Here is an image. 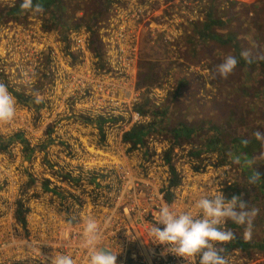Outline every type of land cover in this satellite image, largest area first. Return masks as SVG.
<instances>
[{
	"label": "rangeland",
	"instance_id": "1",
	"mask_svg": "<svg viewBox=\"0 0 264 264\" xmlns=\"http://www.w3.org/2000/svg\"><path fill=\"white\" fill-rule=\"evenodd\" d=\"M15 1L5 2L2 0L0 3V44L6 38L3 35L5 29L18 26L19 33L34 35L33 37L37 36L47 44H52L55 50L60 51L62 55L60 59L64 61L65 58V65L80 62L77 60V55L71 51L72 38L77 36V33L81 38H85V50H88L92 62L94 64L97 62L89 50L88 31L84 24L98 10H102L103 13L101 20L97 18L95 24L98 39L102 44L101 61L107 56L106 53L110 52L114 31L126 36H133L134 45L130 48L134 52V84L114 86L129 93L128 101L124 107L127 115L130 116L131 112L135 111L142 117V121L135 125H144L145 122L158 119L156 116H151L150 110L154 112L157 109L164 112L165 119H163V123H158V128L153 134L143 138L142 146L135 149L128 148L124 153L128 154L126 157L138 160L139 163L145 162L147 161L145 158L148 156L147 144L153 142L152 151L157 157L155 159H164L165 154H168V159L177 173L179 184L169 189L171 194L169 200L166 199V196H161L164 203L173 205L177 211L181 209L193 211L195 202L199 198L213 196L222 191L225 197H230L232 194L229 199L234 195L242 196L250 207L255 208L253 196L251 194L247 196V192L251 188L248 184L246 186L243 183L245 181L243 175L246 178L251 174V170L244 166V158H241L240 165L233 162L236 157L234 155L229 157L231 162L221 165L218 164L219 159L214 152L203 153L194 158L191 153L194 149L202 148L199 143L174 145L169 152L170 139L161 128L169 129L180 123L187 127L201 126L205 130V127L211 124L216 125L217 128L223 127L236 136H244L246 132H251L245 137L248 140L255 139L254 133L257 130L264 133V85L258 82L260 77L256 80L254 77L253 79L249 77V79L238 66L228 77L220 76L216 71L217 66L223 62L227 55L236 56V51L232 50V46L228 43L225 45L209 41L203 43L198 39L194 29L205 22L208 15L213 16L221 22L214 32L222 37L232 35L236 40L239 54L242 50L248 49L254 56H262L264 55V0H107L108 4L105 8L98 7L94 0H64L66 2V21L64 28L60 30H43L41 28V25H44L43 15L33 12L23 16L20 22L7 16L2 18V13L12 7ZM74 25L76 29L72 31L70 26ZM38 40L35 45L40 48ZM69 53L73 55V58ZM146 54L150 55V64L157 72V81L155 85H150L148 88L137 87V70L139 73L144 71L141 60L146 58L144 57ZM109 78L112 79L110 82L117 81V78L111 74ZM4 79L3 77L2 80ZM181 80L184 82L178 88L177 85ZM7 84L11 86L9 82ZM58 98V95L50 97L51 100ZM142 102H146L147 106ZM133 103H142V110L146 109L144 113L134 107L132 110ZM46 109L50 113V122L42 133L45 136L44 139L34 136L32 141L28 142L24 136L28 134H24L22 128L14 129V133L22 134L28 147L29 144L33 147L27 151L25 142H22L25 145V152H22V147L19 144L21 149L15 152L21 155L22 165L16 164L14 152H9L8 146L13 141L9 144L8 142L15 136H4L3 138H8L0 140L6 142L5 151H0L2 157L0 161H5L11 166L12 164L16 165L14 170L19 172L17 179L20 182L15 192L0 185V234L2 235L8 234L9 230L14 229L9 218H11L13 202L17 198L21 199L27 208V220L33 219L40 207L53 208L56 213L60 214L61 204L69 203L68 197L50 196L48 190L42 188V185L39 189L38 183L27 175L23 164L28 163V160L37 154V150L43 153L40 157L41 161L43 155L53 154L50 152L53 148L57 155L60 153L78 163V159L75 157L77 153H90L97 145L101 144L98 133H101L104 125L94 120H90L88 125H83L79 114V102L72 104L71 107H64L54 102ZM127 115L114 118L111 122L112 126H115L116 130L125 128L130 122ZM226 121L228 126L223 124ZM133 126L131 124L127 131ZM201 134V130L195 133L200 143L203 140ZM88 139H91L95 144L89 143ZM130 139L138 140L133 136H130ZM111 142L107 151L110 154H115L110 145L112 144L118 150V147L123 144L119 139V133ZM252 143L250 147H252L254 156H258L260 152L264 151V146L260 141L255 139ZM44 145L51 146L43 150L42 146ZM156 168L158 182L164 188L166 185L163 184L167 183L169 177L167 166L158 161ZM254 169L264 171V161H258V164L254 165ZM55 185L57 184L55 183ZM72 185L79 191L83 199L93 191L91 182H77ZM229 187L232 192L229 191ZM65 220L69 221L68 218ZM33 222H35V218ZM32 223L30 228L33 226ZM18 231V235L23 236L21 231ZM139 237H142L140 233ZM251 238L255 239L257 235H252ZM225 255L234 257L237 264H264V252L259 253L254 249H251L249 254L232 249ZM129 262L124 259L123 264H130Z\"/></svg>",
	"mask_w": 264,
	"mask_h": 264
},
{
	"label": "built area",
	"instance_id": "2",
	"mask_svg": "<svg viewBox=\"0 0 264 264\" xmlns=\"http://www.w3.org/2000/svg\"><path fill=\"white\" fill-rule=\"evenodd\" d=\"M3 35L6 38L0 44V81L7 85L13 96L18 93L21 98H16L15 118L10 122H0V140L15 136L6 148L8 146L9 152H14L16 164L22 165V157L15 151L22 147V152H25V145L27 151H30L33 147L31 144L28 147L27 141L31 142L34 136L45 138L42 133L50 122V113L46 107H50L54 102L64 107H71L79 102L83 125H88L90 120H94L104 126L101 133L96 131L101 144H96L97 147L90 153H77L75 157L78 163L60 153L57 155L55 149L51 148L50 152L53 154L43 155L42 161L40 157L43 153L37 150V154L32 156L28 163L23 164L27 175L38 183L39 189L42 185L50 196L68 197L69 203L61 204L60 214L53 208L40 207L33 216V223L34 218L27 220L26 212L24 230L15 223L11 214L9 221L14 229L9 230L8 234H0V264H41L39 252L42 257H50L52 248L59 253L70 254L76 264H86V252L81 246V241L83 222L87 217H94L101 224L107 222L104 246L119 252L117 264H123L124 259L130 261V264H198V258L185 262L171 254L162 255L163 246L155 244L149 236V229L155 222L159 208L164 204L159 191L162 187L156 173L158 161L164 163V159H155L153 142L147 144L148 156L145 162L139 163L138 160L126 157L128 154L124 153L129 144L122 141L123 133L131 124L142 121V117L135 111L131 112L130 116L127 115L124 107L129 93L114 86L134 84V52L130 48L134 45L133 36L114 31L110 52L103 58L101 68H97L89 57L88 50H85V38H81L78 33L72 38L71 51L77 55L76 59L80 62L73 65H65V58L64 61L60 59V51L55 50L52 44H47L43 39L33 37L34 35L19 33L18 26L5 29ZM37 40L40 48L35 45ZM110 74L117 78L116 82H110ZM39 81L42 82L41 89ZM55 95L59 98L51 100L50 97ZM28 96L34 100L32 101L36 106V103L41 106L35 108L25 105ZM135 103L131 105L132 110L137 105ZM125 115L130 118L129 124L121 130H116L111 122L114 118ZM16 127L22 128L24 134H28L24 135L27 141L21 133H14ZM117 133L123 144L118 150L111 144L110 148L115 154H110L107 150ZM4 136L8 137L3 138ZM22 142H25V145ZM88 142L95 144L91 139H88ZM49 146L51 145H44L42 149ZM14 169L16 165L11 166L5 161H0V185L10 188L13 192L20 185L17 179L19 172ZM77 182L92 183L93 191L89 196L83 199L79 191L73 188L72 184ZM163 185H166V182ZM184 210L192 211L181 209L178 212ZM195 211L194 208L193 212ZM66 218L69 221L65 220ZM31 223L33 226L30 228ZM18 230L23 236L18 235ZM139 233L142 237H139ZM227 257L229 264H237L234 257ZM48 264H51L50 259Z\"/></svg>",
	"mask_w": 264,
	"mask_h": 264
},
{
	"label": "clouds",
	"instance_id": "3",
	"mask_svg": "<svg viewBox=\"0 0 264 264\" xmlns=\"http://www.w3.org/2000/svg\"><path fill=\"white\" fill-rule=\"evenodd\" d=\"M20 8L36 14L44 12L43 6L34 4L33 0H22ZM241 59L252 64L256 60H264V55L257 57L252 51L244 49L239 58L227 55L216 71L220 76L228 77L235 71ZM16 105V97L9 92L7 85L0 81V122H10L15 118ZM254 136L264 146V133L257 130ZM242 143L246 146L249 140L243 139ZM258 161H264V151L258 156L244 157V166L251 170V174L246 177L249 186H256L262 181L261 174L254 169ZM233 162L240 165V156H236ZM194 208L195 212H178L173 205L162 204L155 222L149 229V236L155 244L163 246L161 254L164 256L171 254L185 262L198 258V264H229L224 248L219 246L231 243L235 239V233L224 225L231 221L244 226V237L251 239L257 209L250 207L242 196L234 195L228 199L222 191L213 196H202L195 202ZM106 228L107 222L101 224L94 217L85 218L81 246L86 252V264H117L119 252L104 246ZM52 249L50 257H42L39 252L41 264H48L49 259L51 264H76L70 254Z\"/></svg>",
	"mask_w": 264,
	"mask_h": 264
},
{
	"label": "trees",
	"instance_id": "4",
	"mask_svg": "<svg viewBox=\"0 0 264 264\" xmlns=\"http://www.w3.org/2000/svg\"><path fill=\"white\" fill-rule=\"evenodd\" d=\"M98 7L105 8L107 6L108 1L107 0H94ZM22 3V0H16L14 5L6 10L5 13H2L1 17L6 18L10 17L13 18L14 21L20 22V19L23 18V16H26L31 11H25L20 8V4ZM33 3H39L43 6L44 12L40 15H43V21L44 25H41V28L43 30H60L64 28V22L66 21V2L64 0H33ZM36 14V13H34ZM103 13L102 10H98L93 14V16L84 24L85 29L88 31V42H89V50L92 53L93 56L96 58L95 66L97 68H101L102 64V44L98 39L97 32L95 26L97 18L101 20ZM221 25V22L219 20H216L213 16L208 15L205 19V22H203L199 27L194 28L195 32L198 36V39L205 43L206 41L209 42H215L219 45H225L230 44L232 46V50L236 51V57L239 58L240 54L237 48L236 40L232 35H228L225 37L219 36L214 32V29ZM74 26H70V29L75 30L76 28ZM63 31V30H62ZM72 58L73 55L69 54ZM141 56V53H140ZM141 61L144 65V71H141L140 73L137 70V78H136V86L137 87H143L148 88L150 85H155L157 81V72L153 69V67L150 64V55L146 54ZM152 57V56H151ZM73 61V60H72ZM141 64V62H140ZM238 67L245 72L247 77H252L251 79H258L262 85H264V60H256L252 64L246 63L244 60H240ZM252 71V72H251ZM254 72V73H253ZM251 75V76H250ZM250 79V78H249ZM184 81H179V84L177 85L178 88L181 86V83ZM143 105L147 106L146 102H142ZM141 104H137L134 106V109L140 110L142 113L146 109L141 108ZM152 117H157L156 120H150L145 125L138 124L134 125L131 129L123 133L122 135V141L129 144L130 149H135L138 146H142L144 144L143 138L145 136L151 135L155 132L156 128H158V123L162 122L163 119H165V113L162 111H159L155 109L154 112L151 110L149 111ZM230 122V121H229ZM161 123V124H162ZM223 124H227V121ZM222 124V125H223ZM162 131L165 133V135L170 139V145H169V152L171 151V147L174 145H179L181 143L186 144H198L202 146V148L194 149L191 153L194 158H197L203 153H216L219 161V165L222 163L231 162L229 160V157L234 156H240V158H244L245 156L251 158L253 155V151L251 150L252 147H250L252 142L255 140L254 138L249 140L248 145H243L242 140L245 139V137L250 134L251 132H246L245 135H234L227 131V129H224L223 127L217 128L216 125H209L205 127V130L203 127H187L183 124H177V126L170 127L169 129L161 128ZM198 130L202 131L201 137L203 138L202 143L198 141V136L195 135ZM130 136L136 137L138 140H131ZM227 137V139H225ZM5 144L6 142L0 141V151L5 150ZM231 153V155H229ZM164 163L167 166L168 169V180L166 183V186L160 190V195L163 197L166 196V199L169 200L171 197V194L169 192L170 188H174L179 184V179L177 177V173L175 172V169L173 165L171 164L170 160L168 159V154H165L164 156ZM258 171V170H256ZM261 174L262 181L258 183L256 186H250V190L247 192L248 195H252L254 200L255 209H257V215L255 216V219L253 220L252 225V235H257V238H251V239H243L244 234V226L236 225L232 223L231 221L227 222L225 224V227L227 229L232 230L235 233V239L229 243L224 245V254H226L228 251L232 249H237L238 251L242 253H250L251 249L256 250L257 252L261 253L264 252V171H258ZM243 179L245 180L243 183L247 186L245 175H243ZM242 183V184H243ZM235 185V184H234ZM233 185V186H234ZM237 185V184H236ZM245 186V187H246ZM229 191L232 192L231 187H229ZM232 194H230V197ZM226 197V198H230ZM26 209L23 207V203L20 199H17L14 203V209L12 213V217L15 221V223L24 230L25 227V217ZM254 231V232H253ZM255 233V234H254Z\"/></svg>",
	"mask_w": 264,
	"mask_h": 264
},
{
	"label": "flooded vegetation",
	"instance_id": "5",
	"mask_svg": "<svg viewBox=\"0 0 264 264\" xmlns=\"http://www.w3.org/2000/svg\"><path fill=\"white\" fill-rule=\"evenodd\" d=\"M41 87H42V82L39 81V89H41ZM10 92H11V91H10ZM14 96H15L17 99H18V98H21V95L18 94V93H17V94H14ZM24 97H26V96L24 95ZM27 100H31V102H32V107H33V105H34L35 108L41 106L40 103H36V104H37V106H36V105H35V102H33L34 100H33L31 97H29V96H28ZM32 100H33V101H32Z\"/></svg>",
	"mask_w": 264,
	"mask_h": 264
},
{
	"label": "water",
	"instance_id": "6",
	"mask_svg": "<svg viewBox=\"0 0 264 264\" xmlns=\"http://www.w3.org/2000/svg\"><path fill=\"white\" fill-rule=\"evenodd\" d=\"M24 104L27 105V106H30V107L32 106V102H31V100H27V101H25Z\"/></svg>",
	"mask_w": 264,
	"mask_h": 264
},
{
	"label": "bare ground",
	"instance_id": "7",
	"mask_svg": "<svg viewBox=\"0 0 264 264\" xmlns=\"http://www.w3.org/2000/svg\"><path fill=\"white\" fill-rule=\"evenodd\" d=\"M23 207L26 209L25 205H23Z\"/></svg>",
	"mask_w": 264,
	"mask_h": 264
}]
</instances>
